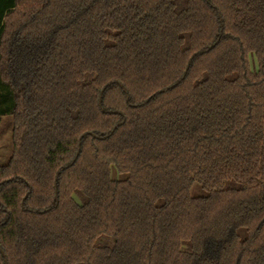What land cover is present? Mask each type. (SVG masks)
I'll return each mask as SVG.
<instances>
[{
	"label": "trees",
	"instance_id": "trees-1",
	"mask_svg": "<svg viewBox=\"0 0 264 264\" xmlns=\"http://www.w3.org/2000/svg\"><path fill=\"white\" fill-rule=\"evenodd\" d=\"M0 264H264V0H0Z\"/></svg>",
	"mask_w": 264,
	"mask_h": 264
},
{
	"label": "rangeland",
	"instance_id": "rangeland-1",
	"mask_svg": "<svg viewBox=\"0 0 264 264\" xmlns=\"http://www.w3.org/2000/svg\"><path fill=\"white\" fill-rule=\"evenodd\" d=\"M12 117H0V164H5L12 154Z\"/></svg>",
	"mask_w": 264,
	"mask_h": 264
}]
</instances>
